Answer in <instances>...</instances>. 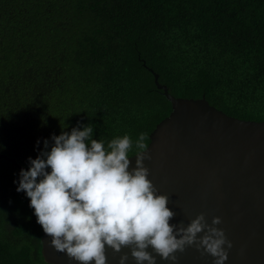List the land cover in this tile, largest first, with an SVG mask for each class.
I'll list each match as a JSON object with an SVG mask.
<instances>
[{
    "label": "trees",
    "instance_id": "trees-1",
    "mask_svg": "<svg viewBox=\"0 0 264 264\" xmlns=\"http://www.w3.org/2000/svg\"><path fill=\"white\" fill-rule=\"evenodd\" d=\"M155 73L174 96L264 121V0H0V264H50L17 191L29 157L89 124L136 154L172 111Z\"/></svg>",
    "mask_w": 264,
    "mask_h": 264
},
{
    "label": "clouds",
    "instance_id": "clouds-1",
    "mask_svg": "<svg viewBox=\"0 0 264 264\" xmlns=\"http://www.w3.org/2000/svg\"><path fill=\"white\" fill-rule=\"evenodd\" d=\"M93 131L89 124L53 135L50 151L45 140V150L29 157V169L20 172L17 191L30 198L51 247L79 264H107L106 247L116 253L130 248L136 264H157V257L175 264L177 252L195 246L214 257V264H225L233 244L216 227L220 217L209 224L201 213L187 226L170 223L176 213L168 207L169 197L157 194L148 178L147 134L135 141V167L130 170V136L105 146L102 139L92 138ZM128 259L127 253L121 255L119 264Z\"/></svg>",
    "mask_w": 264,
    "mask_h": 264
},
{
    "label": "water",
    "instance_id": "water-1",
    "mask_svg": "<svg viewBox=\"0 0 264 264\" xmlns=\"http://www.w3.org/2000/svg\"><path fill=\"white\" fill-rule=\"evenodd\" d=\"M154 76L172 111L150 134L151 160H145V166L157 194L169 197L168 207L176 213L170 223L187 226L201 213L209 224L220 217L222 223L216 227L233 244L225 264H264V121L228 115L205 97L174 96L159 82V74ZM130 160L131 170L135 154ZM50 242L43 230L42 254L47 263L79 264L56 252ZM148 251L155 255L151 247ZM125 253L126 264H136L130 248L116 253L106 247L107 264H119ZM176 255L175 264H214L215 259L195 246ZM157 264L172 262L157 257Z\"/></svg>",
    "mask_w": 264,
    "mask_h": 264
}]
</instances>
